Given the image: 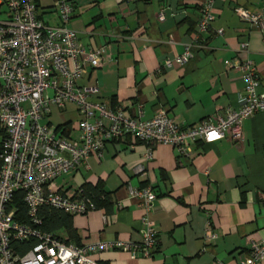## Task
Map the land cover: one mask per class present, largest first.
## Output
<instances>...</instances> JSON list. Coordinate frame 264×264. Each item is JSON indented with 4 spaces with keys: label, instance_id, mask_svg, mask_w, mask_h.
<instances>
[{
    "label": "crops",
    "instance_id": "crops-1",
    "mask_svg": "<svg viewBox=\"0 0 264 264\" xmlns=\"http://www.w3.org/2000/svg\"><path fill=\"white\" fill-rule=\"evenodd\" d=\"M208 1L72 0L75 15L67 27L85 48L105 50L100 67L86 73L78 85H96L93 102L124 107L132 115L141 105L143 119L165 108L182 126L196 125L217 110L237 106L244 92L242 73L227 69L235 58L252 62L259 92L264 93V32L233 12L235 6L255 12L260 0H213L215 20L197 44L193 39L197 21ZM49 19L55 25L53 16ZM186 46L191 57L185 64L162 67L166 58L179 56ZM53 110L62 123H51ZM42 121L52 132L64 130L68 139L79 135V115L72 104L52 107ZM242 129L240 145L228 138L197 141L189 145L188 156L157 145L150 160L142 143L130 147L129 138L109 142L101 160L90 157L86 166L56 183L70 191L101 183L107 208L71 215L73 235L64 229V236H58L77 246L139 243L144 211L128 189L147 187L156 196L147 213L157 234L151 256L133 257L108 248L91 252V260L98 264H244L251 243L264 242V112L244 120ZM208 222L217 238L205 242Z\"/></svg>",
    "mask_w": 264,
    "mask_h": 264
},
{
    "label": "built area",
    "instance_id": "built-area-1",
    "mask_svg": "<svg viewBox=\"0 0 264 264\" xmlns=\"http://www.w3.org/2000/svg\"><path fill=\"white\" fill-rule=\"evenodd\" d=\"M213 3L209 0L201 8L194 43L203 41V34L215 20ZM260 3L255 12L241 6L233 7V12L264 32V0ZM2 6L6 11H0L5 14L0 20V264H98L89 254L108 248L127 251L133 257L138 253L151 256L157 234L147 213L156 196L147 187L128 189L129 196L138 199L144 211L139 243H65L42 229L39 213L47 208L85 215L96 209L80 189L64 190L56 181L86 166L92 156L101 160L109 142L129 138L130 147L142 143L147 160L157 145L171 146L180 156H188L189 145L197 141L214 143L228 138L234 145L242 144L244 120L264 112V93L259 92L255 67L251 61L237 58L228 63L227 69L240 71L244 82V92L234 108L217 110L192 126L176 123L165 108L153 118L143 119L141 105L132 115L124 107L93 102L96 85H78L86 73L100 67L105 50L85 48L77 33L67 27L75 15L72 0H52L51 11L42 13L40 0H0ZM46 14H53L55 25ZM216 33L222 35V30ZM240 47L246 50L247 46ZM190 57L186 46L179 56L166 58L162 67L183 65ZM67 104L74 105L79 115V135L75 139L66 138L64 130L55 133L41 123L52 107L63 109ZM17 202L25 207V220L15 219ZM216 238L208 222L203 240ZM29 241L33 245L27 251L21 253L15 248ZM262 262L264 242L253 241L244 264Z\"/></svg>",
    "mask_w": 264,
    "mask_h": 264
},
{
    "label": "trees",
    "instance_id": "trees-1",
    "mask_svg": "<svg viewBox=\"0 0 264 264\" xmlns=\"http://www.w3.org/2000/svg\"><path fill=\"white\" fill-rule=\"evenodd\" d=\"M79 189L83 193L84 197L89 198L94 203L96 208H107L106 205L108 203V197L106 194H104L101 183H97L96 185L83 184ZM17 206L18 209L15 214V219L25 220V207L19 202H17ZM39 216L43 219L42 229L44 231L58 236L59 231H64L65 229L69 236L73 235L71 215L46 208L39 213ZM32 245L33 242L29 241L25 243H19L15 246V248L22 253L31 248Z\"/></svg>",
    "mask_w": 264,
    "mask_h": 264
},
{
    "label": "rangeland",
    "instance_id": "rangeland-1",
    "mask_svg": "<svg viewBox=\"0 0 264 264\" xmlns=\"http://www.w3.org/2000/svg\"><path fill=\"white\" fill-rule=\"evenodd\" d=\"M52 4V0H40V5L41 7H43L44 9H40L39 12L42 13V12H47V11H51V8H47L48 5H51ZM0 11H6V7L5 6H2L0 7ZM48 15V17L50 16H53V14H46ZM5 16L4 15H1L0 14V20L3 19ZM50 121L53 125H57V124H60L62 123V118L58 115V113L56 111L53 110V112H51V115H50ZM41 123H43V121H41ZM64 180V178H59L57 179L56 183H61L62 181ZM58 235H62L64 236V232L61 231Z\"/></svg>",
    "mask_w": 264,
    "mask_h": 264
}]
</instances>
